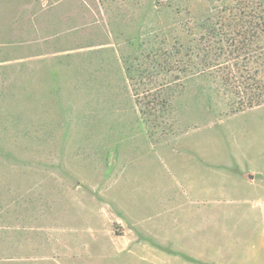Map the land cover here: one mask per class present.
<instances>
[{
  "label": "rangeland",
  "instance_id": "rangeland-1",
  "mask_svg": "<svg viewBox=\"0 0 264 264\" xmlns=\"http://www.w3.org/2000/svg\"><path fill=\"white\" fill-rule=\"evenodd\" d=\"M243 6L264 16V0H37L36 51L51 53L47 74L53 81L42 83L51 95L32 88L41 62L21 61L29 52L17 49L19 35L0 42V154L15 160L20 174V227L13 234L21 238L16 252L23 256L0 264H48L51 243L45 242L56 226L46 213L54 214L67 239L62 261L68 264H110L109 252L141 247L136 235L183 228L187 201L175 192L187 190L183 158L190 138H202L212 123L248 108L241 101L248 100L250 86L264 89V30L248 50L228 47ZM213 23L218 42H198ZM152 45L191 48L199 65L193 61L187 72L175 69L161 80L176 91L166 123L155 127L140 114L136 93L142 89L126 71ZM45 46L52 50H41ZM200 47L211 48L199 64ZM244 231L224 250L247 251L250 242L239 241ZM36 239L45 242L35 249ZM30 252L37 257L30 259ZM156 262L120 255L113 264Z\"/></svg>",
  "mask_w": 264,
  "mask_h": 264
},
{
  "label": "crops",
  "instance_id": "crops-1",
  "mask_svg": "<svg viewBox=\"0 0 264 264\" xmlns=\"http://www.w3.org/2000/svg\"><path fill=\"white\" fill-rule=\"evenodd\" d=\"M61 1L64 0H53L54 3ZM36 15L37 0H0V42L5 44L8 34L19 35L17 49L29 52L27 57H20L21 61L41 62L38 76L32 79L37 85L32 88L45 96L52 94L51 86H42L53 81V75L47 74L51 53L37 54ZM10 27L12 31H8ZM43 42L47 44L46 40ZM41 50H52V47L45 46ZM37 56L41 59L36 60ZM34 90L29 91L34 93ZM3 95L0 93V108L5 104L2 105ZM2 111L4 108L0 109ZM4 129L5 126H0L1 145L5 142V135L1 133ZM187 151L183 158L187 163L183 172V176H187V190L175 192L180 200L187 201L183 228L178 227L175 234L164 227V233L158 230L154 233L152 229L144 235H136L133 241L142 240L141 247L109 252L110 264L120 255H137L143 260L152 258L157 260L156 264H264V102L234 112L226 121L212 123L211 131L206 130L202 138L197 135L190 138ZM5 157L0 154V260L6 257L18 260L23 257L16 252L21 238L13 234V230L20 227L22 189L16 182L20 174L15 160ZM8 174L12 176L10 179L5 178ZM41 213L36 211L37 216ZM53 218V213L45 214V219L56 226L51 242L36 239L34 248L38 241L51 243L46 246L48 264H68L62 261L68 250L62 243L67 239L59 234L61 228ZM166 225L171 226L166 223L163 226ZM242 228L245 231L239 241L250 242L248 250H224L223 244L227 246L230 241H237L235 238ZM247 228L258 229L247 231ZM5 248L11 251L6 252ZM34 253L30 252L28 257L35 259L37 254Z\"/></svg>",
  "mask_w": 264,
  "mask_h": 264
},
{
  "label": "trees",
  "instance_id": "trees-1",
  "mask_svg": "<svg viewBox=\"0 0 264 264\" xmlns=\"http://www.w3.org/2000/svg\"><path fill=\"white\" fill-rule=\"evenodd\" d=\"M231 30V38L228 47L232 51L238 52L248 50L257 43L258 35L260 33L262 34V30H264V16L245 11V6H243L236 17V22ZM201 33L198 42L203 41L204 39L218 42L216 41V37H219L220 33L216 24L213 23L212 25H207L201 30ZM263 35L264 34H262V36ZM159 45L149 46L146 52H143L144 57H142L141 62H139V57H137L135 59V68L131 65H128L126 68L131 79L137 77L138 85L142 89L140 92L136 93V103L139 112L146 118V121L150 122L154 127L158 126L160 123H166L164 122V116L171 108L172 96L176 91V88L173 86L166 87L161 80L175 69L187 72L186 69H188L194 61L192 58L193 54L191 55L188 53L191 48L185 47L183 49L182 46H173L175 50V52H173L172 49L169 50L165 46L160 47ZM200 48L201 49H198L197 54V57L200 58L198 59L199 64L203 62L205 63L209 52L208 48L211 47H205L207 49L203 47ZM194 63L195 65H198L195 61ZM200 66L204 67L202 65ZM249 88L251 91L248 95V100L241 101L244 106L247 105L248 107H251L264 102L262 99V95H264L262 85H252Z\"/></svg>",
  "mask_w": 264,
  "mask_h": 264
}]
</instances>
